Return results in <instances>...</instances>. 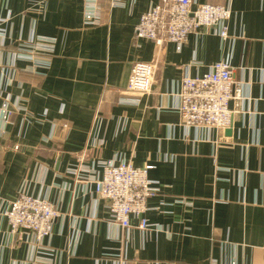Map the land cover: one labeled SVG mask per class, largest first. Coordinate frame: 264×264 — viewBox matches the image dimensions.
<instances>
[{"label": "crops", "instance_id": "crops-1", "mask_svg": "<svg viewBox=\"0 0 264 264\" xmlns=\"http://www.w3.org/2000/svg\"><path fill=\"white\" fill-rule=\"evenodd\" d=\"M159 3L0 0V264H264V0H194L230 10L229 38L161 48L134 39ZM154 61L151 93L127 92L132 64ZM217 62L240 84L231 127H184L182 77ZM122 163L150 167L149 230L111 224L95 193ZM21 191L60 213L40 243L10 231Z\"/></svg>", "mask_w": 264, "mask_h": 264}, {"label": "built area", "instance_id": "built-area-1", "mask_svg": "<svg viewBox=\"0 0 264 264\" xmlns=\"http://www.w3.org/2000/svg\"><path fill=\"white\" fill-rule=\"evenodd\" d=\"M193 1L160 0L158 5L142 14L134 39L149 40L161 48L165 43L181 45L189 35L205 29L208 34L227 40L230 10L209 4L193 6ZM158 67V61L133 63L126 91L150 94ZM177 96L178 113L184 127L224 131L231 127L234 110L230 104L240 99V84L226 62H217L200 77L183 76ZM61 129L66 130L67 125H62ZM149 169V166L135 168L123 163L102 164L101 177L93 181L98 198L109 203V222L121 230L130 228V217L139 220L141 230L151 228L144 214L148 210L147 201L156 197L158 189L147 177ZM5 216L12 234L27 231L34 242L40 243L51 234L60 213L48 200L21 191L9 203Z\"/></svg>", "mask_w": 264, "mask_h": 264}]
</instances>
